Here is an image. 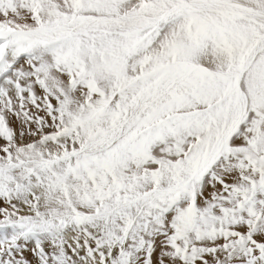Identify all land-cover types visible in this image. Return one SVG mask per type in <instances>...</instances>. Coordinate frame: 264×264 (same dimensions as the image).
Instances as JSON below:
<instances>
[{
  "label": "snow or ice",
  "instance_id": "snow-or-ice-1",
  "mask_svg": "<svg viewBox=\"0 0 264 264\" xmlns=\"http://www.w3.org/2000/svg\"><path fill=\"white\" fill-rule=\"evenodd\" d=\"M0 264H264V0H0Z\"/></svg>",
  "mask_w": 264,
  "mask_h": 264
}]
</instances>
